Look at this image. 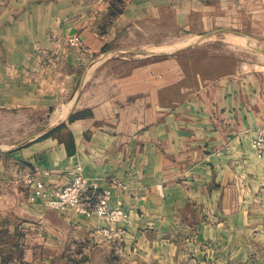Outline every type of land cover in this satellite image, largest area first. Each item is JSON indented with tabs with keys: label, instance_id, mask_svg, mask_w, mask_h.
<instances>
[{
	"label": "crops",
	"instance_id": "crops-1",
	"mask_svg": "<svg viewBox=\"0 0 264 264\" xmlns=\"http://www.w3.org/2000/svg\"><path fill=\"white\" fill-rule=\"evenodd\" d=\"M219 32L264 35V0H0V264H264V70L149 60ZM78 166L126 222L30 202Z\"/></svg>",
	"mask_w": 264,
	"mask_h": 264
},
{
	"label": "rangeland",
	"instance_id": "rangeland-1",
	"mask_svg": "<svg viewBox=\"0 0 264 264\" xmlns=\"http://www.w3.org/2000/svg\"><path fill=\"white\" fill-rule=\"evenodd\" d=\"M195 39V36L183 38L176 43V47L184 46L195 41ZM258 47L264 48V35L250 36L233 32H219L212 34L205 41L189 49L178 50L173 55H150L149 60L157 57L161 60H167L170 57L178 56L184 73L189 75V85L194 86L195 82H193L192 76L197 74L215 77L242 71L264 70V53L257 50ZM165 49H167V46ZM0 135H5V132H0ZM107 239L114 241V237H107ZM97 262L100 261L96 260L95 263ZM95 263L84 260L78 264ZM122 263L119 260L112 262V264ZM55 264L66 263L65 261L58 262L56 260ZM67 264H74V262H67Z\"/></svg>",
	"mask_w": 264,
	"mask_h": 264
},
{
	"label": "built area",
	"instance_id": "built-area-1",
	"mask_svg": "<svg viewBox=\"0 0 264 264\" xmlns=\"http://www.w3.org/2000/svg\"><path fill=\"white\" fill-rule=\"evenodd\" d=\"M68 43L72 47L84 49L82 40L78 35L70 37ZM251 147L256 156L264 160V123L256 129L251 140ZM45 175H49V172H45ZM26 181L31 189L28 198L32 203H40L46 208L60 212L74 210L78 214L88 217L97 215L112 223L128 220L129 215L125 210L110 206L108 191L100 194L95 204L84 201L83 196L88 189L89 182L80 166L75 168L71 181L60 189L49 188L43 179L34 175L27 176ZM102 232L109 238H115L124 230L102 229Z\"/></svg>",
	"mask_w": 264,
	"mask_h": 264
},
{
	"label": "water",
	"instance_id": "water-1",
	"mask_svg": "<svg viewBox=\"0 0 264 264\" xmlns=\"http://www.w3.org/2000/svg\"><path fill=\"white\" fill-rule=\"evenodd\" d=\"M211 35H212L211 33L201 35V36H199V37L195 40V42L190 43V44H188V45H186V46H184V47H185V48H188V47H190V46H194V45H196V44H199V43L203 42L204 40H206V39H207L209 36H211ZM184 47H183V48H184ZM257 50H259V51H261V52L264 53V48H263V47H258ZM146 53H148V54H163V53H161V52H146Z\"/></svg>",
	"mask_w": 264,
	"mask_h": 264
},
{
	"label": "trees",
	"instance_id": "trees-1",
	"mask_svg": "<svg viewBox=\"0 0 264 264\" xmlns=\"http://www.w3.org/2000/svg\"><path fill=\"white\" fill-rule=\"evenodd\" d=\"M72 119H73V116L70 118V120H72ZM68 137H69L70 141L72 142L73 141V137L71 135H68Z\"/></svg>",
	"mask_w": 264,
	"mask_h": 264
},
{
	"label": "bare ground",
	"instance_id": "bare-ground-1",
	"mask_svg": "<svg viewBox=\"0 0 264 264\" xmlns=\"http://www.w3.org/2000/svg\"><path fill=\"white\" fill-rule=\"evenodd\" d=\"M245 42H247V41H245ZM252 45V44H251ZM253 46V45H252Z\"/></svg>",
	"mask_w": 264,
	"mask_h": 264
}]
</instances>
